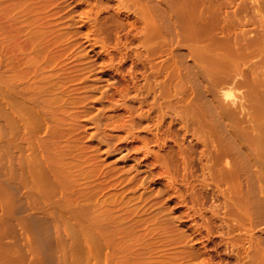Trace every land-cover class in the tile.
<instances>
[{
    "label": "rangeland",
    "instance_id": "obj_1",
    "mask_svg": "<svg viewBox=\"0 0 264 264\" xmlns=\"http://www.w3.org/2000/svg\"><path fill=\"white\" fill-rule=\"evenodd\" d=\"M263 85L264 0H0V264H263Z\"/></svg>",
    "mask_w": 264,
    "mask_h": 264
},
{
    "label": "bare ground",
    "instance_id": "obj_2",
    "mask_svg": "<svg viewBox=\"0 0 264 264\" xmlns=\"http://www.w3.org/2000/svg\"><path fill=\"white\" fill-rule=\"evenodd\" d=\"M177 15H179V14H177ZM172 16H173V15H172ZM172 16H171V17H172ZM179 16H180V15H179ZM185 16H186V15H185ZM205 16H206V18H207L208 16L211 17L210 15H208V16L205 15ZM169 17H170V16H169ZM176 17H177V16H176ZM183 17H184V16H183ZM183 17L181 16V18H183ZM202 17H204V16H202ZM202 17H201V19H202ZM167 18H168V17H167ZM186 18L193 19V21H194V19H195L194 17H186ZM204 18H205V17H204ZM206 18L204 19V21L207 20ZM169 19H170V18H169ZM169 19H168V21H170ZM171 19H172L174 22L177 20V18H176V20H175V16H174V19H173V17H172ZM172 20H171V21H172ZM178 20H179V17H178ZM178 20H177V22H180V21H178ZM183 20H185V19L183 18ZM183 20H182V21H183ZM195 20H196V19H195ZM197 20H198V18H197ZM199 20H200V16H199ZM199 20H198V22H199ZM171 21H170V22H171ZM173 21H172V22H173ZM182 21H181V22H182ZM187 21H188V20H187ZM191 21H192V20H191ZM191 21L187 22L186 24L191 23ZM200 21H201L202 23L204 22L203 20H200ZM181 22H180V23H181ZM175 23H176V22H175ZM199 23H200V22H199ZM199 23H198V25L200 26ZM202 23H201V24H202ZM207 23H208V21H207ZM179 25H180V24H179ZM179 25H178V26L176 25V27L178 28ZM204 25H205V24H204ZM204 25H201V26L204 27ZM206 25H207V24H206ZM180 27L182 28L183 26L181 25ZM180 27H179V28H180ZM202 27H201V29H202V30H205V29H203ZM196 28H197V27H195V29H196ZM193 29H194V28H193ZM193 29H192V30H193ZM195 29L193 30V32H194L193 35H192V33H191V38H192L193 40H195L194 38L197 37V38H198L197 41L199 40V42H197V43L199 44V43H200V37H198V36H199L198 34H200V31L198 30L199 27H198L197 30H196V31H198V34L195 33ZM201 32H202V31H201ZM203 33H204V31H203ZM194 34H197L198 36H197V35L194 36ZM206 35H207V34H206ZM218 35H219V34H217V36H218ZM192 36H193L194 38H193ZM202 36H203V34H201V41H202V38H203V41H202V42H203V44H204V43H205L204 41H206V40H204L205 35H204L203 37H202ZM207 36H208V35H207ZM220 36H221V35H220ZM220 36H219V37H220ZM213 37H214V36H212V38H213ZM215 37H216V36H215ZM227 37H229V36H227ZM230 37H231V35H230ZM230 37H229V38H230ZM239 37H240V36H238L237 40L240 39ZM205 38L207 39V37H205ZM218 39H219V38H214V40H216V41H218ZM234 39H236V37H235ZM211 40H212V39H211ZM211 40H208V39H207V41H210L209 43L212 42ZM214 40H213L214 43H212L211 47H212V46H213V47L215 46L216 41H214ZM220 40L222 41V40H224V38L222 39V37H220L219 41H220ZM227 40H228V39H227ZM241 40H242V39H241ZM241 40H240V42H241ZM243 40H244V38H243ZM243 40H242L243 43H242V42H241V43L244 45V41H243ZM195 41H196V40H195ZM207 41H206V42H207ZM219 41H218V44H219ZM229 41L231 42L232 40L230 39ZM235 41H236V40H235ZM245 41H246V40H245ZM240 42L238 41V43H239L238 45H237V43L235 42V44H234L235 49H233L234 47H233L232 45L230 46V48H229V46H227L228 50L226 49V46H225L226 44H225V43L221 42L220 44L223 43V44H222L223 47L225 46V48L222 49L223 52L226 50V53H227V52L229 51V49H233L232 51H230V53H231V55L234 57L235 54H236V56H237V55L240 53V49H242L241 51H242V53H243V48L247 47V46H244V47L241 46V45H240V44H241ZM248 42H249V41H248ZM248 42H247V43H248ZM197 43H196V45H197ZM249 43L251 44L252 42L250 41ZM249 43H248V44H249ZM203 44L201 43V44H199V45H201V47H202ZM230 44H232V43H230ZM196 45H195V46H196ZM209 45H210V44H209ZM216 45H217V44H216ZM206 46H207V45H206ZM236 46L239 47V51H238V48H236ZM240 46H241V48H240ZM249 46H251V45H249ZM219 47H220V49H221L222 46L217 45V48H216V49H217L218 51H219V49H218ZM242 47H243V48H242ZM204 48H205V47H204ZM250 48H251V50H252V52L249 50L250 53H253V51L255 52V50L253 49V47H250ZM217 50H214V51H216L215 53H217ZM235 50H236V53H235ZM200 51H201V50H200ZM202 51H203V49H202ZM214 51H213V52H214ZM197 52H198V51H197ZM233 52H234V55H233ZM245 52H246L247 54H245ZM245 52H244V54H245V55H248V50H247V51L245 50ZM215 53H214V54H215ZM219 53H220V51H219ZM219 53H217V55H216V54H215V55H216V56H218V55L220 56V54H222V51H221L220 54H219ZM226 53H225V52L223 53L224 56L227 55ZM230 53H228V54L230 55ZM237 53H238V54H237ZM242 53H241V54H242ZM250 53H249V54H250ZM202 54H203V53H202ZM202 54H201V56H202ZM223 54H222L221 57H223ZM225 54H226V55H225ZM205 55H206V54H205ZM209 55H210V54H209ZM229 55H227V56H229ZM198 56H199V52L197 53V57H198ZM203 57H204V55H203ZM210 57H211V55H210ZM212 57H213V56H212ZM194 58H195V56H194ZM200 58H201V57H200ZM195 59H197V58H195ZM204 60H205V59H204ZM237 60H238V59H237ZM195 61H196V60H195ZM200 61H201V60H200ZM208 61H210V60H208ZM216 61H218V62L220 61V63L217 64V65H220V64H221V68H222V69H224L225 66L227 67V65L223 66V64H222V62H223L222 59H220V60H216ZM221 61H222V62H221ZM196 62H198V64L200 63L199 60H197ZM218 62H217V63H218ZM236 62H237V61H236ZM236 62H235V65H236ZM227 63H229V62H227ZM227 63H226V64H227ZM232 63L234 64V62H232ZM238 63H239V62H238ZM203 64H204V63H203ZM203 64H202V65H203ZM208 64L210 65V62H209ZM211 64H212V65H215V63H212V62H211ZM224 64H225V63H224ZM237 65H238V64H237ZM203 67H204V66H203ZM217 67H218V66H217ZM230 67H231V66L229 65L228 68H229V70L231 69V70L233 71L232 73H234V71H235V73L237 72V71H236V70H237V68H236L237 66H235V67L232 66V67L234 68V70H233L232 68H230ZM228 68H227V69L225 68V69L222 70V71L225 72V70H228ZM200 69H201V68H200ZM216 70H217V68L215 69V71H216ZM218 70L221 71V69H218ZM203 72H204V71H203ZM212 72L215 73L214 71H211V74H212V75H213ZM218 72H219V71H218ZM228 72H229V71H228ZM208 73H209V72H208ZM206 74H207V73H206ZM217 74H218V73H217ZM219 74H220V72H219ZM221 74L226 75V73H222V72H221ZM227 74H228V73H227ZM229 74H231V73L229 72ZM239 74H241V72H238V73H237V75H239ZM233 75H234V74H232V78L235 77V75H234V77H233ZM241 75H242V74H241ZM207 76H208V75H207ZM220 76H222V75H220ZM226 76H227V75H226ZM230 76H231V75H230ZM224 77H225V76H224ZM251 77L253 78V76H251ZM210 78H211V77H210ZM221 78H222V77H221ZM225 78H229V76H228V77H225ZM232 78H230V79H232ZM246 78H247V77H244V79H246ZM219 79H220V78H218L217 81H218ZM248 79H249V78H248ZM219 81H221V79H220ZM219 81H218V82H219ZM225 81H226V79H225ZM239 81H240V80H238L237 82H234V81H232V82H233V83H238ZM221 82H222V81H221ZM221 82H219V83H220V88H221V87L223 88V85H226V84L228 85V82H230V81H228V82H227V81H226V82L223 81L224 83H226V84H223V83H222L223 85L221 84ZM246 82H247V80H246ZM215 83H216V82H215ZM230 83H231V82H230ZM239 83H240V82H239ZM254 83H255V82H254ZM231 84H232V83H231ZM231 84H230V85H231ZM208 85H209V83H208ZM221 85H222V86H221ZM213 86H214V85H213V81H212V87H213ZM217 86L219 87V84H217ZM251 86H254V85L251 84ZM256 86H257V85H256ZM24 87H25V86H24ZM212 87H208V88L210 89V88H212ZM215 87H216V86H215ZM225 87H226V86H225ZM225 87H224V88H225ZM263 87H264V85H263ZM213 88H214V87H213ZM222 88H221V89H222ZM230 88H231V87H230ZM248 88H249V87H248ZM226 89H227V90L224 91V95H226V96H230V95H232L231 91L228 90V87H226ZM210 90H211V89H210ZM223 90H225V89H223ZM230 90H231V89H230ZM252 90H253V88H252ZM252 90H251V91H252ZM22 91H23V90H22ZM211 91H213V90H211ZM253 91H254V90H253ZM198 94H199V93H198ZM253 97H256V98H257L258 96H254V95H253ZM256 98H255V99L253 98V99H254L255 102H256V101L258 102V100H256ZM212 101L214 102V100H212ZM254 101H253V102H254ZM213 102H212V103H213ZM255 102H254V103H255ZM213 104L217 105L216 102H214ZM252 124H253V126H254V125L256 126L257 123L254 124V121H253ZM262 135H263V133H262ZM260 137H261V136H260ZM248 141H249V140H247L246 142H248ZM240 142H241V140H240ZM240 142H239V143H240ZM243 142H244V139H243ZM243 142H241V143L243 144ZM246 142H244V143H246ZM249 142H250V141H249ZM242 144H239V145H242ZM248 144H251V143H248ZM244 145H245V144H244ZM242 147H247V150H248V145H246V146H241V148H242ZM249 149H250V148H249ZM259 149H260V147H259ZM259 149H258V150H259ZM258 150H257V151H258ZM263 150H264V149H263ZM263 150H261V152L258 151V152H257V156H258V153H259V155H260L261 153H264ZM262 151H263V152H262ZM255 153H256V152H255ZM262 155H263V154H262ZM261 157H263V156L260 155V158H261ZM253 158H255V156L252 157V160H253ZM260 158L257 157V158H255V159H260ZM255 159H254V160H255ZM252 160H251V163H250V166H249V167H251V165L254 163V161H253V163H252ZM262 160H263V159H262ZM249 162H250V161H249ZM255 162H257V161H255ZM260 162H262V161H260ZM248 164H249V163H248ZM257 164H258V163H257ZM254 165H255V167H256V169H257L256 164H254ZM259 166H260V165H259ZM244 167H245V166H244ZM249 167H248V168H249ZM248 168L245 167L246 170H247ZM252 168L255 170V168L253 167V165H252ZM252 168H251V170L249 169V170H250V172L248 171L249 173H251ZM260 168H261V167H260ZM243 169H244V168H243ZM258 170H259V173H260V169H258ZM256 171H257V170H256ZM246 172H247V171H246ZM263 172H264V171H262L261 173H263ZM244 173H245V170H244ZM252 173H253V172H252ZM256 174H258V172H256ZM261 175H262V174H261ZM262 176H263V175H262ZM263 179H264V177H263ZM81 218H83V217H81ZM81 220H82V219H81ZM263 234H264V233H263ZM259 235H260V237H259L260 240H261L262 238L264 239V237H263L264 235L261 236L262 233H260ZM261 237H262V238H261ZM259 238H258V239H259ZM258 239H257V241H258ZM260 240H259V241H260ZM259 241H258V243H259ZM260 242L262 243V240H261ZM256 243H257V242H256ZM261 243H260V244H261ZM263 243H264V242H263ZM258 246H259V245L256 246V249L258 248ZM262 246H263V244L260 245V247H262ZM259 249H260V248H259ZM259 249H258V250H259ZM262 249H263V251H264V247H263ZM262 249H261V250H262ZM261 250H260V251H261ZM263 251H262V253H263V255H264V252H263ZM256 252H258V251H256ZM254 253H255V252H254ZM254 253H253V255H254ZM257 254H259V256H260V253H259V252H258ZM257 254H256V256H257ZM261 255H262V254H261ZM263 255H262V256H263ZM254 256H255V255H254ZM262 256H261V257H262ZM257 257H258V256H257ZM259 258H260V257H259ZM259 258H258V259H259ZM252 259L254 260L253 257H252ZM252 259H251V260H252ZM260 260H262V258H261ZM260 260H259V261H260ZM254 261H255V260H254ZM254 261H253V262H254ZM256 261H257V258H256ZM262 261L264 262V257H263V260H262ZM262 261H260L259 263H261ZM253 262H252V263H253ZM252 263H251V264H252ZM254 264H255V262H254ZM263 264H264V263H263Z\"/></svg>",
    "mask_w": 264,
    "mask_h": 264
}]
</instances>
